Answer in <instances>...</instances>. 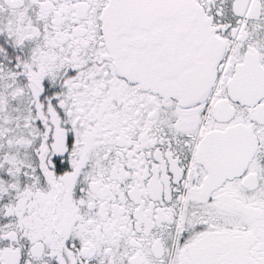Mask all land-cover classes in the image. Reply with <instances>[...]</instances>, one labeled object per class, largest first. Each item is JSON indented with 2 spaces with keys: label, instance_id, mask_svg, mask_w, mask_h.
I'll return each mask as SVG.
<instances>
[{
  "label": "snow or ice",
  "instance_id": "1",
  "mask_svg": "<svg viewBox=\"0 0 264 264\" xmlns=\"http://www.w3.org/2000/svg\"><path fill=\"white\" fill-rule=\"evenodd\" d=\"M0 264H264V0H0Z\"/></svg>",
  "mask_w": 264,
  "mask_h": 264
}]
</instances>
